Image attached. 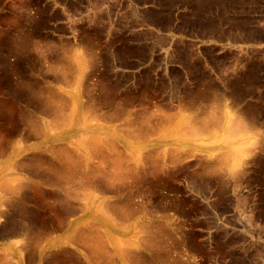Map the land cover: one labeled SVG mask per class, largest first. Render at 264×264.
Masks as SVG:
<instances>
[{
  "label": "rangeland",
  "instance_id": "374dc122",
  "mask_svg": "<svg viewBox=\"0 0 264 264\" xmlns=\"http://www.w3.org/2000/svg\"><path fill=\"white\" fill-rule=\"evenodd\" d=\"M29 133L79 168L19 207L80 206L88 264H264V0H0V151Z\"/></svg>",
  "mask_w": 264,
  "mask_h": 264
},
{
  "label": "crops",
  "instance_id": "0c3cea01",
  "mask_svg": "<svg viewBox=\"0 0 264 264\" xmlns=\"http://www.w3.org/2000/svg\"><path fill=\"white\" fill-rule=\"evenodd\" d=\"M142 6L140 4V7ZM144 6L149 5L145 4ZM111 113H118V115L110 117ZM119 115L118 111H113L106 117L113 121ZM30 135L32 134L24 135L26 138L22 142H17L12 152L0 151V264H55L53 259L59 260L56 264H88L80 252L82 249L89 248L86 247L87 236L84 229H80L85 218L82 209L78 208L80 206H72L62 212L54 213L52 223L47 224L48 230L45 235L41 236L34 232V224L31 219L25 216L24 210L19 207V202L24 201L22 187L35 190L33 184L39 182L42 184L39 190L48 188L58 194L66 193V186L70 182L67 180L73 179L74 175L72 171L67 172V169L77 168L75 166H73L74 168L67 167V165L56 166L57 161L52 159L48 164H44L41 160L42 165L39 166L38 160L35 159L36 162L33 164L36 168L35 171L32 165L21 162L22 155L39 150V147L45 145V139L32 138ZM24 148H28V150L20 155V151ZM11 168L14 172H9L5 176V170ZM99 189L106 190L105 187ZM71 198L75 199L73 196ZM15 202L16 209L10 210V205H15ZM10 222L13 224L12 227H9ZM96 253L102 255L104 252L99 250L95 251ZM133 264H138V262L134 263L133 261Z\"/></svg>",
  "mask_w": 264,
  "mask_h": 264
},
{
  "label": "bare ground",
  "instance_id": "6f19581e",
  "mask_svg": "<svg viewBox=\"0 0 264 264\" xmlns=\"http://www.w3.org/2000/svg\"><path fill=\"white\" fill-rule=\"evenodd\" d=\"M86 146H87V145H86ZM87 147H88V146H87ZM97 148H98V147H97ZM95 149H96V148H95ZM99 149H100V146H99ZM93 151L95 152V150H93ZM101 151H102V150H101ZM159 153H160V152H159ZM186 154H187L186 152H179V153H177V156H175V157H176V159H178V160L180 159V160H181V159H183V158L186 156ZM84 155H85V154H84ZM167 155H168V153H166V151H165L164 153H161V154H158V155H157V157H160V159H161V161H160L161 164H160V165H161V167H163V168H164L165 166H167V161H168V160H167ZM69 157H70V156H69ZM168 158H169V156H168ZM89 159H90V158H89ZM115 159H116V158H115ZM158 159H159V158H158ZM169 159H170V158H169ZM118 160H119V159H118ZM170 160H171V159H170ZM174 160H175V159H174ZM178 160H177V161H178ZM89 161H90V160H89ZM181 161H182V160H181ZM74 162H75V161H74ZM72 164H73V162H72ZM74 164H75V163H74ZM119 164H121V163H119V161H118V162H115L116 167L120 166ZM76 165H77V164H76ZM138 165H139V164H138ZM89 167H90V166H89ZM112 167H113V166H112ZM116 167H115V168H116ZM161 167H160V168L158 167V169H161ZM73 168H74V167H73ZM77 168H79V167H77ZM84 168H85V167H84ZM141 168H142V167H141ZM163 168H162V169H163ZM165 168H166V167H165ZM129 169H130V168H129ZM131 169H132V170L135 169L134 171H136V168H131ZM139 169H140V168H139ZM115 170H116V169H115ZM132 170H130V171H132ZM137 171H138V170H137ZM84 174H85V173H84ZM119 174H120V173H119ZM114 176H115V175H114ZM111 177H112V176H111ZM119 177H120V176H119ZM120 178H121V177H120ZM68 191H69V190H68ZM68 191H67V192H68ZM70 191H71V190H70ZM112 214H113V213H112Z\"/></svg>",
  "mask_w": 264,
  "mask_h": 264
}]
</instances>
